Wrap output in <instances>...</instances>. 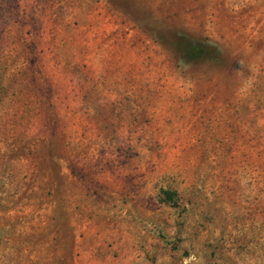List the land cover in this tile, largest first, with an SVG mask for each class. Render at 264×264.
I'll list each match as a JSON object with an SVG mask.
<instances>
[{
	"label": "rangeland",
	"instance_id": "1",
	"mask_svg": "<svg viewBox=\"0 0 264 264\" xmlns=\"http://www.w3.org/2000/svg\"><path fill=\"white\" fill-rule=\"evenodd\" d=\"M0 264H264V0H0Z\"/></svg>",
	"mask_w": 264,
	"mask_h": 264
},
{
	"label": "trees",
	"instance_id": "2",
	"mask_svg": "<svg viewBox=\"0 0 264 264\" xmlns=\"http://www.w3.org/2000/svg\"><path fill=\"white\" fill-rule=\"evenodd\" d=\"M175 51L184 66H188L198 60H208L207 58H211L212 55L219 57L224 56L223 54H220L217 47L208 44L205 41L182 43L181 45L175 47ZM226 68H228V66H225L222 70L228 71ZM161 193L167 202H172L175 198L174 196H176L175 192L161 191Z\"/></svg>",
	"mask_w": 264,
	"mask_h": 264
},
{
	"label": "clouds",
	"instance_id": "3",
	"mask_svg": "<svg viewBox=\"0 0 264 264\" xmlns=\"http://www.w3.org/2000/svg\"><path fill=\"white\" fill-rule=\"evenodd\" d=\"M236 63L238 67L233 70V77L241 84L238 94L244 95L250 93L255 85V80L250 75H246L245 62L243 60H237Z\"/></svg>",
	"mask_w": 264,
	"mask_h": 264
}]
</instances>
